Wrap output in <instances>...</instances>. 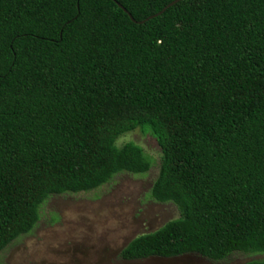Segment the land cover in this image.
I'll list each match as a JSON object with an SVG mask.
<instances>
[{
  "label": "trees",
  "instance_id": "16d2710c",
  "mask_svg": "<svg viewBox=\"0 0 264 264\" xmlns=\"http://www.w3.org/2000/svg\"><path fill=\"white\" fill-rule=\"evenodd\" d=\"M0 0V252L51 195L159 166L178 216L126 260L233 252L264 264V0Z\"/></svg>",
  "mask_w": 264,
  "mask_h": 264
},
{
  "label": "rangeland",
  "instance_id": "374dc122",
  "mask_svg": "<svg viewBox=\"0 0 264 264\" xmlns=\"http://www.w3.org/2000/svg\"><path fill=\"white\" fill-rule=\"evenodd\" d=\"M132 140L152 158L145 173L116 174L102 186L51 195L40 219L0 252V264H240L260 254L233 252L213 261L196 253L174 257L121 258V249L136 235L151 232L178 216L172 202H157L149 190L159 166L160 148L149 133L129 131L118 144Z\"/></svg>",
  "mask_w": 264,
  "mask_h": 264
},
{
  "label": "water",
  "instance_id": "95a60500",
  "mask_svg": "<svg viewBox=\"0 0 264 264\" xmlns=\"http://www.w3.org/2000/svg\"><path fill=\"white\" fill-rule=\"evenodd\" d=\"M178 0H172V1H170L168 4H166L162 9H160L159 11H157L156 13H154V14H151V15H149V16H147L145 19H143V20H140V21H136L132 16H131V14L122 6V5H120V4H118L119 5V7H121L122 9H123V11H125L127 14H128V16L130 17V19L132 20V21H134V22H143V21H145V20H147V19H149V18H152V17H154V16H156V15H158V14H160V13H162L164 10H165V8H167L168 6H170V5H172L173 3H175V2H177ZM176 256H178V255H176ZM171 257H174V256H171Z\"/></svg>",
  "mask_w": 264,
  "mask_h": 264
}]
</instances>
